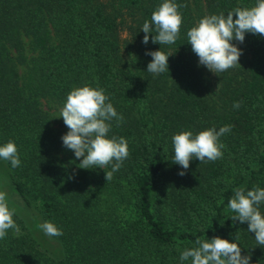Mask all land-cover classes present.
<instances>
[{"label":"trees","instance_id":"1","mask_svg":"<svg viewBox=\"0 0 264 264\" xmlns=\"http://www.w3.org/2000/svg\"><path fill=\"white\" fill-rule=\"evenodd\" d=\"M163 2L0 0V146L14 141L21 160L0 159V180L10 207H35L63 233L50 250L16 212L20 231L0 239V264H191L180 256L197 238L236 235L250 264H264V246L228 208L235 188H264V36L233 40L241 65L213 77L187 38L205 15L256 0H174L186 5L178 39L153 43V31L144 44L143 23ZM160 49L172 55L156 75L146 53ZM84 85L103 88L123 116L108 135L126 138L129 156L108 182L111 165L84 169L55 152L66 147L49 106ZM224 125L222 158H193L179 175L173 136Z\"/></svg>","mask_w":264,"mask_h":264},{"label":"clouds","instance_id":"2","mask_svg":"<svg viewBox=\"0 0 264 264\" xmlns=\"http://www.w3.org/2000/svg\"><path fill=\"white\" fill-rule=\"evenodd\" d=\"M178 5L174 0L164 2L152 13L151 22L145 21L142 31L145 34L143 43L149 42V34L153 31V43L171 45L179 37L183 22ZM235 17V18H234ZM154 25V28H153ZM264 36V0H256L251 7H236L227 15L224 13L205 15L195 26L187 32L188 43L192 51L199 57V64L206 66L216 74L227 71L237 65L242 50L233 40L244 42L245 33ZM146 55L152 57L147 71L156 75L169 70L168 57L164 51H149ZM233 107L239 108L240 102ZM58 117H63L64 124L69 131L62 136L63 145L75 153L77 159L83 157L79 167L108 168L106 181H111L113 174L123 165L129 156L128 142L124 137L109 136L113 119L117 127L123 122L103 88H93L90 85L76 87L67 95L66 103L60 110ZM231 125H224L217 131L215 127L207 128L198 134L192 131H182L172 138L174 146V163L179 164L186 174L190 161L195 158L200 162L215 161L222 158L225 145L220 138L231 131ZM0 159L10 161L13 168L19 167L21 160L17 145L8 141L0 146ZM228 202V208L235 213L231 216L233 222L237 220L248 223L247 230L255 233L257 245L264 246V214L260 205L264 203V188L254 187L246 191L244 187H237ZM16 209L10 207L6 191H0V239H4L8 230L19 233V226L14 220ZM39 228L48 236H60L62 230L53 222L46 221ZM239 235L235 241L216 236L211 240L197 238L195 247L182 251L180 260L191 264H250L251 257L241 254L238 244Z\"/></svg>","mask_w":264,"mask_h":264},{"label":"rangeland","instance_id":"3","mask_svg":"<svg viewBox=\"0 0 264 264\" xmlns=\"http://www.w3.org/2000/svg\"><path fill=\"white\" fill-rule=\"evenodd\" d=\"M213 75H214V72L210 70V76L213 77ZM60 110L61 109L53 103L49 106V111L52 117L51 121L53 122L54 130L58 131L57 137L61 145L63 144L62 136L66 134L69 131V129L64 124L63 117H58L60 114ZM62 151H63V154H61ZM55 152L58 155H62V157H66V158H68L67 156L71 157L70 158L71 161H76L77 164H80L81 160L83 159V157L77 159L75 157L74 151L67 149V148L57 149ZM0 188H2L4 191L8 189V187L4 183H2L1 180H0ZM12 206L16 209V212L24 220L25 224L29 226V228H31L32 230L31 232L33 233V235L37 238V240L40 243H42L44 246L49 247L50 250H56L58 248L57 241L51 236L45 235L44 232L39 228V225L46 221L37 208L32 207V208H29L28 210V208L22 207V205L18 203L13 204ZM16 224L20 227V225L17 222Z\"/></svg>","mask_w":264,"mask_h":264}]
</instances>
